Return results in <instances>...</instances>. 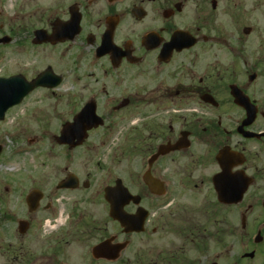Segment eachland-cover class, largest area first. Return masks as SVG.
<instances>
[{
  "label": "flooded vegetation",
  "instance_id": "flooded-vegetation-1",
  "mask_svg": "<svg viewBox=\"0 0 264 264\" xmlns=\"http://www.w3.org/2000/svg\"><path fill=\"white\" fill-rule=\"evenodd\" d=\"M41 76L0 119V264H264V0H0V101Z\"/></svg>",
  "mask_w": 264,
  "mask_h": 264
},
{
  "label": "rangeland",
  "instance_id": "rangeland-1",
  "mask_svg": "<svg viewBox=\"0 0 264 264\" xmlns=\"http://www.w3.org/2000/svg\"><path fill=\"white\" fill-rule=\"evenodd\" d=\"M72 80H73V76H68V80H67L66 84L72 83ZM69 88H70L69 86H65L64 89H69ZM33 105H35V101H33V102L31 101V103L28 106L24 107L27 114H29V112H31ZM46 105H47V109L49 110L51 118H53L55 116L57 111H62L65 114H68L71 110L70 107H67L64 110L59 106L57 107V104L55 103V101L47 102ZM10 126H11V124H5L4 129L9 128ZM5 146H6V158L4 159V161H2V163L6 164L5 167H15L16 164L24 162L23 159H14V157H12L14 155L15 151H17L19 149V144L15 140H13V139L5 140ZM37 148H38V146L35 145L33 147L34 153L32 155L28 154V156H27V162L29 164H33L34 167H37L38 165H40L42 160H43V157H42L43 152H42V150L37 152L36 151ZM137 169H138V167H130L131 172L137 171Z\"/></svg>",
  "mask_w": 264,
  "mask_h": 264
},
{
  "label": "water",
  "instance_id": "water-1",
  "mask_svg": "<svg viewBox=\"0 0 264 264\" xmlns=\"http://www.w3.org/2000/svg\"><path fill=\"white\" fill-rule=\"evenodd\" d=\"M10 82V81H9ZM33 88L30 89H23V90H13V96L11 97H6L2 100V102L0 103V118H2V116L5 114V112L11 108L12 106L19 104L22 99L24 98V96H26ZM2 92H6L5 89H2ZM83 115L86 116L88 115V110H85L83 112ZM91 121H87V122H80L82 125H91L92 122ZM75 124H67L64 127L63 130V134H62V143H67V142H72L75 138L71 136V134L74 133L75 131ZM147 185L150 187V189L152 190L153 193L157 194V183L151 182V181H147L146 182ZM117 194V189L115 192V195ZM107 196L110 198L111 202L114 203L113 199H111L112 193H108ZM112 215L117 218L118 220H120V222L122 223L123 227L129 228L127 222L124 220L123 216L121 215L120 212H118L117 210H113L112 211ZM130 229V228H129Z\"/></svg>",
  "mask_w": 264,
  "mask_h": 264
}]
</instances>
